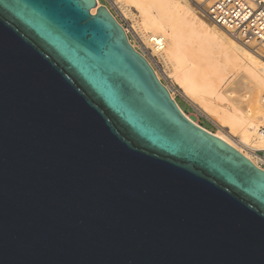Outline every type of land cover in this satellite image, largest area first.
I'll return each mask as SVG.
<instances>
[{"label": "water", "instance_id": "obj_1", "mask_svg": "<svg viewBox=\"0 0 264 264\" xmlns=\"http://www.w3.org/2000/svg\"><path fill=\"white\" fill-rule=\"evenodd\" d=\"M0 264H264V171L97 0H0Z\"/></svg>", "mask_w": 264, "mask_h": 264}, {"label": "bare ground", "instance_id": "obj_2", "mask_svg": "<svg viewBox=\"0 0 264 264\" xmlns=\"http://www.w3.org/2000/svg\"><path fill=\"white\" fill-rule=\"evenodd\" d=\"M115 2L113 3L116 4ZM118 4L125 7L122 9L127 14L131 6L138 10L140 20L136 22L133 32L144 46L142 51L146 53L147 46L152 48V57H159L168 78H174L184 98L220 127L227 126L230 129L227 134L232 139H236V134L240 136L233 142L230 138L211 134L258 167L250 154L264 151V137L259 135V129L264 127V94L261 97L259 95L264 92V58L256 59L257 57L247 53V57L240 59L234 53L224 52V67L217 60L208 58L210 42L207 38H215V28L220 27L200 19L201 16L194 17L187 0H120ZM225 67L243 71L254 82L255 91L248 101L251 109H236L226 103V99L218 91L227 71ZM155 74L159 80L156 71ZM209 78L213 80L210 81ZM170 96L173 99L171 93ZM183 115L195 124L184 113Z\"/></svg>", "mask_w": 264, "mask_h": 264}, {"label": "rangeland", "instance_id": "obj_3", "mask_svg": "<svg viewBox=\"0 0 264 264\" xmlns=\"http://www.w3.org/2000/svg\"><path fill=\"white\" fill-rule=\"evenodd\" d=\"M113 2L115 1L98 0V3L101 6H105L109 10V12L115 18V20L121 25V27L125 29L127 28L129 32H132V30H134L135 28L136 22H139L140 20L139 18L140 14L138 10L135 7L131 6L128 8L129 12L127 14L124 11L125 7H120L121 5L118 4L120 3V0H116L117 2V3L115 2L116 4H114ZM187 2L191 5V11L194 17L200 18L201 16L200 19L203 18L202 20L206 21L207 23L213 24L206 15L207 6L209 4L200 3V2L197 3L196 1H191V0L190 1L187 0ZM195 12L196 14H194ZM215 34H216L215 38H207L208 41L210 42L208 45V49H207V57L210 59H215V61L217 60L219 65L223 67L225 66L222 64L224 61V55H223L224 52L234 53L238 55L240 59H244L245 57H247L246 56L247 53H250V55L257 57L256 59L258 58L261 59L262 57L264 58V48L258 45H254V44L243 45L236 37L228 34L227 32H225L224 29H221V28L219 29L215 28ZM127 38L132 43L133 40H132V35L130 33L127 34ZM132 45L135 46L134 48L136 51H140V50L142 51V48H144L142 43L136 44L133 41ZM149 48L150 47L147 46V49H145V51L147 50L149 54L153 53L152 51H150ZM245 51H248V52H245ZM147 54H146L147 61L149 60L151 63H153V65L156 64V66H152V68H154V70L157 72L159 76V81L171 93L173 100L176 102L180 110L188 118H190L199 127L203 128L204 130L212 134L230 138L231 141L233 142H235L236 139H239V136H240L239 134H236L237 135L236 139L234 138L232 139L227 134L228 132H230L229 131L230 129L227 126H224L223 128L220 127L214 122V120L208 119V117L205 116L197 106H194V104H192L186 98H184V96L178 90V86L174 78L172 77L168 78L167 74L165 73V69L163 68L164 66L162 62L158 59L159 57L156 55L155 57H150ZM252 56H249V57L251 58ZM249 57L248 59H250ZM254 61H257V60H254ZM225 70L227 71L224 74L223 82L218 87V91L221 93L222 97L226 99L227 101L226 103L231 104L232 106L236 107V109L240 111L241 110L246 111V110L251 109L248 101L251 95L253 94V91H255L254 82L250 80L248 77H246L243 71H240V70L234 71L227 67H225ZM209 80L212 81L213 78H209ZM263 94L264 92L263 93L261 92L259 94L260 97L263 96ZM250 156L254 161H256L253 157V153L250 154Z\"/></svg>", "mask_w": 264, "mask_h": 264}, {"label": "built area", "instance_id": "obj_4", "mask_svg": "<svg viewBox=\"0 0 264 264\" xmlns=\"http://www.w3.org/2000/svg\"><path fill=\"white\" fill-rule=\"evenodd\" d=\"M209 4L206 15L216 26L224 29L228 34L236 37L243 45L254 44L264 48V0H191ZM125 33L132 35V40L136 44L138 41L136 34L123 28ZM135 35V36H134ZM132 41V43H133ZM132 45V43L129 41ZM134 48L135 46L132 45ZM158 46L156 45L155 48ZM135 49V48H134ZM153 52L152 48H149ZM145 58L146 55L141 50L138 51ZM146 50V54H147ZM152 57V53H148ZM151 66H156L151 63ZM264 105V96L262 97ZM259 135L264 137V127L259 129ZM254 159L258 163L259 169L264 171V151L253 153Z\"/></svg>", "mask_w": 264, "mask_h": 264}]
</instances>
